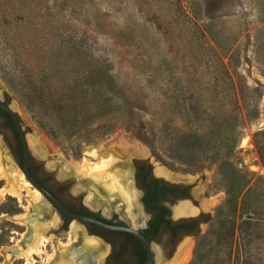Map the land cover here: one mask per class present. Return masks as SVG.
Wrapping results in <instances>:
<instances>
[{
  "label": "rangeland",
  "instance_id": "obj_1",
  "mask_svg": "<svg viewBox=\"0 0 264 264\" xmlns=\"http://www.w3.org/2000/svg\"><path fill=\"white\" fill-rule=\"evenodd\" d=\"M0 61L6 71L0 68V98L17 113L27 142L37 141L28 142L39 159H33L34 171L62 200L82 201L131 225L119 197L95 192L88 173L83 184L78 181L85 159L95 166L111 156L113 166L106 170L124 174L143 226L148 215L134 180L139 160L155 176L190 186L197 202H168L171 216L179 205L189 208L186 214H202L197 237L181 239L165 264L187 242L191 253L183 264H264V223L249 244L239 229L243 219H264V0H0ZM77 73L86 74L87 82L104 79L99 94L91 96L89 83H77ZM27 94L42 107L30 105ZM49 121L58 137L49 133ZM122 138L138 150L124 148ZM14 149V133L0 116L2 166L9 160L17 165ZM6 181L0 178V188ZM26 181L24 175L17 182L21 200L10 194L0 200V264H27L18 254L32 240V221L43 230L58 214L50 203L40 215L29 210L36 198ZM218 210L226 226H233L231 249L228 238L214 235L195 257L197 240L214 227ZM22 213L30 218L26 223L14 217ZM209 215L212 224L204 221ZM58 217L34 251V264H51L62 249L58 239L68 242V223ZM75 222L105 250L97 261L98 250L84 260L105 264L119 236L97 237ZM16 243L20 248L8 258L4 248ZM78 244L66 249L73 252ZM160 256L157 251V261ZM78 261L86 264L79 255L67 259Z\"/></svg>",
  "mask_w": 264,
  "mask_h": 264
},
{
  "label": "bare ground",
  "instance_id": "obj_2",
  "mask_svg": "<svg viewBox=\"0 0 264 264\" xmlns=\"http://www.w3.org/2000/svg\"><path fill=\"white\" fill-rule=\"evenodd\" d=\"M38 139V138H37ZM27 140V139H26ZM32 145L35 146L36 142L33 137H29V141ZM27 142V144H28ZM39 143L40 140H38ZM117 143V141H115ZM119 144L124 146V148L131 149L132 151H137L138 148L136 144L130 142H124L123 138L122 140L118 141ZM39 143H37L39 146H41ZM31 145V146H32ZM43 149V146H42ZM46 149V148H45ZM44 150V149H43ZM129 150V151H131ZM35 151V150H34ZM125 151V150H124ZM39 153V152H37ZM1 153H0V160H1ZM109 163H103L93 166L94 164L90 162L89 160L85 159V161L80 164L79 174L81 177L78 178V181L83 184L87 180L85 179V173L89 174V180H87V184L90 185L91 188L95 190V192H98L100 189H102L104 192L107 193V195L111 196V200H114L116 198H120V201L118 202L119 206H123V212L130 220V226L132 227H138V224H140V203L135 198V193L131 189V185L127 183L126 181H123L124 174H116L114 170L107 171L106 168L108 166H113L112 158L111 156L108 158ZM73 169V167H69ZM69 170V169H68ZM74 170V169H73ZM163 173L161 169H158V174ZM130 175V174H129ZM126 176L125 178L128 180L130 176ZM83 177V178H82ZM0 178H4L7 181H9L10 184L6 183L2 188H0V200L3 199L5 194H10L12 196H15L19 200L23 197V188L17 184L18 180L24 179V174L20 167L16 165L13 161L9 160L6 164V166H2L0 164ZM11 181V182H10ZM25 186L28 189V192H33V195L36 198V203L30 207L28 205L27 207L29 210H32V213L36 212L38 215L41 214V211L48 210L49 211V202L45 199V197L42 195V193L35 189V187H31L29 182H25ZM82 186V185H81ZM105 196V195H104ZM185 204V203H184ZM47 211V212H48ZM189 208L187 206L179 205L176 206L174 209L175 217L181 214L188 213ZM30 212V211H29ZM35 214V213H34ZM14 217L19 218L22 223H26L30 218L28 217V214L22 213L15 215ZM55 219V220H54ZM54 219L50 221L49 223H46L45 226H43V230H41L39 222L34 220L32 221L33 224V231L34 235L32 237L31 242L28 244V248H25L18 254L19 257H24L27 264H34V257L33 253L34 251H37L39 249V245L43 243V241H46L48 238L44 234L45 230L48 228L49 225H56L57 221L59 220L58 214H55ZM68 224L69 229V238L68 242H63L61 239H58L59 242L62 245V249L60 252H54V255L50 257V263L51 264H68L67 259L71 258V260L78 258L79 256H82L83 261L86 262V264H89L86 260H84L87 257V254L93 253V250H98L99 253L96 257H94L95 261H97L105 252L103 247H101L100 242L95 236L86 234L79 229V226L75 222V220H72ZM70 226V228H69ZM24 233V232H23ZM68 234V230H67ZM77 241L78 248L77 250H74L73 252H69L67 247H70V243ZM190 242L184 243L183 246L180 249L179 254L177 257L173 260L171 264H183L190 256L191 253V245ZM16 247H19V245L16 243L11 247H5V251L7 253V257H10V252L13 251ZM20 248V247H19ZM70 249V248H69ZM79 249V252H78ZM68 251V253H67ZM12 256V255H11ZM94 256V255H93ZM16 257V256H15ZM88 260V259H87ZM188 261V260H187ZM81 263V261L75 262ZM94 264V261H93Z\"/></svg>",
  "mask_w": 264,
  "mask_h": 264
},
{
  "label": "flooded vegetation",
  "instance_id": "obj_3",
  "mask_svg": "<svg viewBox=\"0 0 264 264\" xmlns=\"http://www.w3.org/2000/svg\"><path fill=\"white\" fill-rule=\"evenodd\" d=\"M5 104L8 105L6 100L2 99ZM0 116L5 120L6 124L13 131L15 136V149L13 150V155L16 159V163L22 166L23 153L22 145L19 140L16 128L10 118V116L0 108ZM33 159L39 160L31 152L28 157V171L31 176L41 184L45 189H47L51 194H53L60 202H62L70 211L90 216L107 223L113 224H126L125 222L118 220L117 218H106L99 214L98 212L93 211L87 207L82 201H76L74 204L70 205L62 200L48 184L34 171ZM135 173L134 180L136 184L135 175L137 171L143 166V162L139 160H134ZM154 175V174H153ZM173 183V182H172ZM178 186V189L174 192V201L179 199L180 201L188 199L189 197L193 202H197L195 197L192 195L190 186L183 183H174ZM137 186V184H136ZM138 188V187H137ZM141 191L142 190L138 188ZM47 200V199H46ZM178 201V202H180ZM140 202L141 197H140ZM177 202V201H176ZM169 209L168 214L163 218H157L154 220V217L151 213L147 212L142 204L144 211L147 213L148 217L145 218V223L143 226H140L141 234L147 240L151 250V264H165L166 259L171 257V254L176 249L177 244L184 237H197L199 230V220L202 215L199 212V215H193V213L179 215L177 218L171 216V211L169 206L166 204ZM53 207V206H52ZM195 207V206H194ZM55 209V207H54ZM59 215L62 217L63 225L69 224V217L59 211ZM161 219V220H160ZM204 221H207L204 219ZM85 224V223H84ZM91 224V223H89ZM128 224V223H127ZM89 230V233L97 235V237L104 238L105 233H112L118 235L120 242L118 246L114 249V246L111 252L107 255L105 264H144L147 258L146 251L137 237L132 234L123 232L124 234H118L114 232H122L115 230H108L102 227L91 224L88 226L85 224ZM61 231L66 230L61 228ZM154 245L156 248H154ZM157 251L160 252V257L157 261Z\"/></svg>",
  "mask_w": 264,
  "mask_h": 264
},
{
  "label": "trees",
  "instance_id": "obj_4",
  "mask_svg": "<svg viewBox=\"0 0 264 264\" xmlns=\"http://www.w3.org/2000/svg\"><path fill=\"white\" fill-rule=\"evenodd\" d=\"M1 57L4 58V53H3V56H1ZM6 61H7V59H6ZM0 62H2V61H0ZM0 68H1V70H3V73L4 72L6 73V71H4L5 65L0 64ZM8 71H9V69H8ZM79 74L80 73H77V75H75L76 76V78H75L76 82L77 83L87 82V80H86L87 75L84 73L86 76V78H84L82 75H79ZM103 82H104V79H101L100 81H97V82L88 80L87 85H88V83L90 84V92L89 93L93 92L91 94V96H95V95L99 94L97 87H101L100 83H103ZM77 83H75L76 86H77ZM107 83H108V81H107ZM86 91H88V90H84V92H86ZM85 94L86 93H84V95ZM104 96H105L104 97L105 100L109 101L110 97H107L106 94ZM27 100H28L30 105L37 104V106L39 105L42 107V102L39 103L32 95L27 94ZM55 113L57 116H59L58 110H55ZM45 125H46L49 133L53 137H58L57 129L51 121L45 123ZM135 179H136L137 187L142 190V196H141L142 204H143L145 210L153 215L154 220H157V218H163L166 214H168L169 209L166 206V204L168 202L173 201L174 192H175V190L178 189V186L176 184L166 180L163 177H158V176L153 175L150 171L148 164L144 163V162H143V166H141L140 169L137 171V173L135 175ZM229 203H230V200L228 198L226 200V205L227 204L229 205ZM245 206L246 205H244V207ZM216 217H217V221L214 224V227L212 226V228H210V230L205 235L200 236L199 239L197 240L196 246L194 248V256L195 257L200 256V252L203 251L204 248L209 247L211 245V243L213 242L212 236H214V235H218L217 237L219 239L228 238L229 241L227 242V244H229L230 249H231L230 240H231L232 235H233L232 234L233 226H230V227L226 226L225 222L222 220L220 210L217 211ZM206 220L210 221L211 224L213 222L210 215L207 217ZM261 223H264V219H255L254 220L252 218H247V219L242 220V222L239 225V229H240V232H244L243 237L247 239V241H246L247 244H249L251 242V240L253 238H255L256 235H258V234L255 235V232L257 229H259V225H261ZM85 224H87L88 226H91V224H89V223H85ZM114 233L124 234L123 232H114ZM221 240H219L218 242H220ZM240 264H246V262L242 261Z\"/></svg>",
  "mask_w": 264,
  "mask_h": 264
},
{
  "label": "water",
  "instance_id": "obj_5",
  "mask_svg": "<svg viewBox=\"0 0 264 264\" xmlns=\"http://www.w3.org/2000/svg\"><path fill=\"white\" fill-rule=\"evenodd\" d=\"M0 108H2L11 118L19 140L21 142L22 145V153H23V160H22V166H20L18 163L17 165L20 167V169L22 170L23 174L25 175L26 179L37 189L39 190L42 195L45 197V199H47V201L53 206L55 207L56 211L59 214V211L63 214H65L66 216L69 217V222H71L72 220H78L79 222L82 223H91L94 224L96 226L102 227L104 229H108V230H115V231H122V232H126L129 234L134 235L135 237H137L139 239V241L142 243L146 254H147V258L144 264H151V250H150V246L149 243L147 242V240L144 238V236L141 234V230L139 227H132L129 224H113V223H107L105 221L90 217V216H86V215H81V214H77L74 213L72 211H70L62 202H60L53 194H51L47 189H45L41 184H39L29 173L28 171V157H29V153L32 151H30L28 144H27V140H26V132L25 130L22 128L19 117L17 115V113L7 104H5L2 100V98H0ZM34 154V153H33ZM36 158H38V155H35ZM167 180V179H166ZM169 181V180H168ZM171 182V181H170ZM177 202L180 201L179 199L176 200ZM64 234L66 235L67 230H63L62 231ZM90 235V234H89Z\"/></svg>",
  "mask_w": 264,
  "mask_h": 264
}]
</instances>
